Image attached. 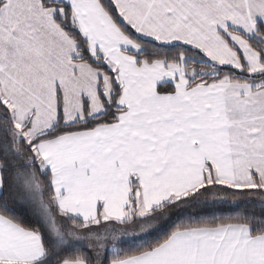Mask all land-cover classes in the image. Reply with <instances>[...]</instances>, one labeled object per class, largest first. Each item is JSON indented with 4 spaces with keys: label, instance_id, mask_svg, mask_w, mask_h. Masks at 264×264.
Segmentation results:
<instances>
[{
    "label": "snow or ice",
    "instance_id": "obj_1",
    "mask_svg": "<svg viewBox=\"0 0 264 264\" xmlns=\"http://www.w3.org/2000/svg\"><path fill=\"white\" fill-rule=\"evenodd\" d=\"M0 264H264V0H0Z\"/></svg>",
    "mask_w": 264,
    "mask_h": 264
}]
</instances>
